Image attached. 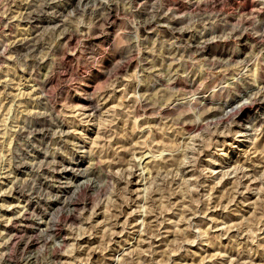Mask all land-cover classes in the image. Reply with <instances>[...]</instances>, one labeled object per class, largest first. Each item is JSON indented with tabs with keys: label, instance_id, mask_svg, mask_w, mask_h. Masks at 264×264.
Listing matches in <instances>:
<instances>
[{
	"label": "clouds",
	"instance_id": "1",
	"mask_svg": "<svg viewBox=\"0 0 264 264\" xmlns=\"http://www.w3.org/2000/svg\"><path fill=\"white\" fill-rule=\"evenodd\" d=\"M18 70L27 79L17 86ZM0 75L10 77L0 80L5 103L8 89L29 85L24 105L35 109L18 107V91L3 123L0 201L14 197L23 203L11 217L0 216V264H59L65 249L72 264H78L77 256L79 264H117V257L119 264H155L151 243L143 253L133 248L121 254L129 247L125 237L132 244L136 238L135 228L120 224L119 217L134 207L130 215L155 218L145 226V239L150 230L165 235L162 227L156 228L162 211L178 214V205L170 203L176 190L168 191L162 173L146 180L145 169L158 161L176 163L180 149L153 141L157 134L166 139L169 133L187 140L186 125L198 135L179 167L182 174L191 172L196 189L207 192L212 167L240 151L243 162L226 176L236 180L234 194L246 198L243 192L255 191L244 189L242 181L245 165L255 159L264 166V0H0ZM118 91L121 101L110 108ZM149 121L156 126H140ZM137 135L144 137L140 161L131 162V172L113 173L112 168L124 167L118 146ZM9 139L15 141L12 147ZM145 151L149 164H144ZM250 170L259 172V167ZM131 176L152 186L146 193H132ZM157 193L165 197L166 209L153 199ZM184 194L189 205L184 214L190 219L188 228L177 233V253L192 255L185 243L201 251L206 245L225 253L212 257L215 264H228L230 257L231 264H264V222L253 218L252 230L242 237L249 227L245 220L222 243L227 229L217 232L201 221L196 231L198 225L191 222V217L206 218L211 195L197 192L192 199ZM106 202L104 220L94 223L92 217ZM88 204L93 212L86 217ZM257 204L256 214L264 212V199ZM239 207L236 203L226 212ZM70 218L69 241L62 230ZM101 228L96 247L81 245L83 237L90 243L100 236ZM91 253L100 255L92 259ZM164 262L175 264L167 253Z\"/></svg>",
	"mask_w": 264,
	"mask_h": 264
},
{
	"label": "rangeland",
	"instance_id": "2",
	"mask_svg": "<svg viewBox=\"0 0 264 264\" xmlns=\"http://www.w3.org/2000/svg\"><path fill=\"white\" fill-rule=\"evenodd\" d=\"M18 11H22V9H18ZM22 27H27V24L21 23ZM19 48V46H16ZM9 63H11L9 61ZM132 71H135V67L133 66ZM17 79L13 81L14 85H20L21 80L27 79V73L21 70L17 71ZM10 77H3L0 75V80L2 79H8ZM99 83V81H97ZM123 87V85H121ZM5 91L4 86L0 84V93H3ZM9 99L7 103H5L4 99L0 97V152H2L4 144H3V123L5 120L6 114L13 110V105L11 103L12 97L16 95V93L19 91L20 93V103L18 104V107H27V111H34L30 106L24 105V101L27 100V96H25V93H31L32 87L29 85H24L22 87H12L7 90ZM131 95V93H129ZM121 101V95L119 94V91L116 95V100L114 103H110V108H115L116 105ZM136 121H133V124H135ZM141 127L146 128H152L156 125L149 121L148 124H141ZM121 127H124V124L121 123ZM185 131L188 132V138L187 140H184L180 137L173 138L172 134L169 133L168 138L161 139L160 135H156V139L153 141L154 145H166L170 149H180L181 154L178 156L176 163H167V166H164L163 161H158L154 165H150L145 169V179L149 182L151 181L152 177L155 175H159L162 173V176H160V179L166 180L168 184V191L171 193L173 189L176 190V195L172 196L170 203L172 205H178L179 212L178 214H174L171 210L168 211H162V217L163 220H166L167 223H163V220L161 221V224L157 226L156 231L160 230V227L163 228V231L165 233L164 236L155 235L153 231L148 232V238L145 239V226L146 225H153L155 218L151 216V214H143V215H130L135 213V208H127V210L124 211V214L119 217V223L124 224L127 222L131 226L135 228V232L133 235L136 238V244H132L131 240L127 239V236L125 237V243L129 245V247L124 248L123 252L121 253L126 254L127 252H131L133 248H137L139 252L143 253L147 247L148 244L151 243L154 246V251L156 253L155 257V264H165L164 262V254L167 253L169 256H171L172 260L175 262V264H215V261L212 260V257L214 256H220L223 257L225 255L224 252H222L220 249H208L207 246H203L205 248L204 251H201L199 247L196 245H189L187 243L184 244L185 248H188L192 255L186 256L183 251L180 253H177L175 250V244L178 243L177 240V233L183 232L185 229L189 226V217L185 216L184 210L189 207L188 203L186 202L185 197V191L188 192V194L191 196L192 199L196 198L195 193H199L201 195H211L212 199L209 200V204L211 205V210L207 211V216H195L191 217V222L198 225V227L195 229L196 231H199V225L201 224V221H204L203 226L208 227L212 226L215 231L221 232L225 231L227 229V233L222 240V243H227V236L234 235L237 228L242 225V222L245 220L249 221V227L245 228L244 233H241V236L245 233L250 232L251 225L253 223V218L255 219V222L257 224L264 222V212H261L260 214H256V210L258 207L257 202L264 199V181L261 180V177H264V166H260L259 162L255 159L252 162V165H245V168L248 169L247 176L242 181L243 188H254V192H243V197L238 194L233 193V187L236 184V180L233 177L226 176V173L230 169H235L237 165L241 164L243 162V153L240 151H235L231 153V160L230 161H220L215 166L212 167L211 171L214 174V179L210 182H207V192H205L204 188L196 189V186L194 183H190L195 178L192 176L191 172H183L182 169L179 167L180 162L185 160V156L183 155L184 151H189L188 145L190 141H193L194 137L198 135L197 132L191 131L189 127L185 126ZM145 136H147V132H145ZM93 140L96 139L95 135L91 137ZM144 137H141L137 135L134 139H132L129 143H122L118 147L120 149V156L121 159L124 162L123 169L119 167H114L111 170L115 174H119L121 171H128L131 172L133 165L132 161H140V153L138 151L139 148L142 147ZM15 141L13 139H9L8 146L12 147L14 145ZM181 145L183 147L181 148ZM91 147V145H89ZM117 145H113V148L115 149ZM151 147V146H149ZM162 151V149H161ZM244 151H247V147L244 148ZM145 160L144 164H149V161L147 159L148 153L145 151ZM106 159H111V157H106ZM186 167V166H185ZM250 167H259V172H252L250 170ZM159 168V169H158ZM157 169V171H156ZM254 174V175H253ZM26 175V173H25ZM20 178H23L21 176ZM130 179V191L132 193H146L148 189L152 186L151 183L144 184L141 183L138 176H131ZM203 182V181H202ZM5 183H7V180H5ZM213 184L217 185L215 189H213ZM242 191V189L240 190ZM15 196V194H14ZM137 201L142 200V195H137L134 197ZM111 199V198H110ZM123 199V197H122ZM153 199L156 201H159V207L161 210L166 209L168 207V203L165 201V197L159 195L158 193L153 196ZM0 203H6L9 205L8 209H5L3 207H0V216H7L11 217L13 215V212L15 211V207L19 206L23 203V201L15 199L14 197H4L2 198V201ZM113 203H119L117 200H113ZM236 203L240 204L239 209L232 213H227L226 209L229 207H235ZM224 205V209L220 208V205ZM141 207L144 209H147L149 206L147 204H141ZM87 212L86 217L92 216L93 208L91 204L87 205ZM108 210L107 202L105 203L104 208H102L96 216L92 217L93 222L96 224H101V222L104 220L105 216L104 213ZM3 225H0V228H3ZM81 226L77 225V228L79 229ZM70 229H71V219L69 221V225L66 226L62 230V236L66 240L71 239L70 235ZM114 232L119 231V229H113ZM104 228L100 229V236L94 238L90 243L88 242V237H83L80 240L81 245L83 246L85 243H87V246L89 250L96 247L99 243L101 238L103 237ZM113 239L119 240V237L114 236ZM169 245H173V247L170 249ZM70 246V245H69ZM112 247H115V245H111L109 248V251H111ZM89 252H85V256H89ZM109 253L106 252L105 255H108ZM60 262L59 264H72L71 259L68 255L67 249L65 251L61 252L60 254ZM99 253H91L92 259H95L97 256H99ZM205 257H208V260H205ZM80 257L77 256V262L79 264ZM117 264H119V257H117ZM137 264H140L139 261H137ZM228 264H231V257L229 258Z\"/></svg>",
	"mask_w": 264,
	"mask_h": 264
},
{
	"label": "bare ground",
	"instance_id": "3",
	"mask_svg": "<svg viewBox=\"0 0 264 264\" xmlns=\"http://www.w3.org/2000/svg\"><path fill=\"white\" fill-rule=\"evenodd\" d=\"M159 169V168H158ZM156 171H157V169H156ZM254 175V174H253ZM71 219V218H70Z\"/></svg>",
	"mask_w": 264,
	"mask_h": 264
}]
</instances>
